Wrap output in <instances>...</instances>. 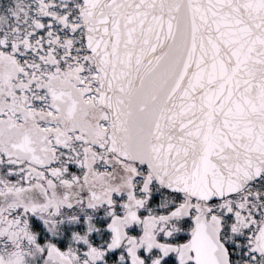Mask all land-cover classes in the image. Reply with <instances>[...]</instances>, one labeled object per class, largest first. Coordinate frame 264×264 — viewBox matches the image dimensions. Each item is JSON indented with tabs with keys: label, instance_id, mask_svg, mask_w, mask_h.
Listing matches in <instances>:
<instances>
[{
	"label": "snow or ice",
	"instance_id": "snow-or-ice-1",
	"mask_svg": "<svg viewBox=\"0 0 264 264\" xmlns=\"http://www.w3.org/2000/svg\"><path fill=\"white\" fill-rule=\"evenodd\" d=\"M0 264H264V0H0Z\"/></svg>",
	"mask_w": 264,
	"mask_h": 264
}]
</instances>
